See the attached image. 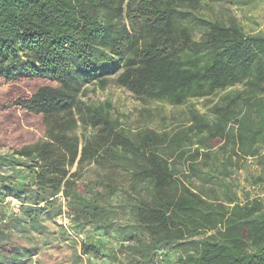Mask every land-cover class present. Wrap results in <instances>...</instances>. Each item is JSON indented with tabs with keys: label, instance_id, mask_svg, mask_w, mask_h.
I'll return each mask as SVG.
<instances>
[{
	"label": "trees",
	"instance_id": "1",
	"mask_svg": "<svg viewBox=\"0 0 264 264\" xmlns=\"http://www.w3.org/2000/svg\"><path fill=\"white\" fill-rule=\"evenodd\" d=\"M224 1L0 0V264H31L38 248L15 234L46 235L64 215L56 240L81 244L75 264H156L160 252L162 264H264V200L238 202L228 182L235 158L264 160V34L200 14ZM112 82L171 106L242 89L172 134L133 132L111 102L81 98ZM94 163L129 188L85 191L80 168Z\"/></svg>",
	"mask_w": 264,
	"mask_h": 264
},
{
	"label": "rangeland",
	"instance_id": "2",
	"mask_svg": "<svg viewBox=\"0 0 264 264\" xmlns=\"http://www.w3.org/2000/svg\"><path fill=\"white\" fill-rule=\"evenodd\" d=\"M200 14L206 16L211 20H220L227 24L234 22L238 23L247 34H264V0H226L224 2H218L216 4H206L200 10ZM242 89L241 86L236 88L220 91L209 98L190 99L185 105L171 106L163 102H146L139 100L131 91L127 88H120L113 82L108 86L106 90L101 89L96 84L88 86L87 91L81 96V98L89 105L103 104L111 102V113L114 118H117L122 123V127L129 131L138 132L143 128H151L155 131L173 133L179 127H188L192 118L193 112H199L200 114L210 113L213 109L220 104L222 97L226 94L234 93L237 90ZM94 131L85 128L81 125L77 129L78 135L81 137L84 133H92ZM39 133V131H38ZM40 136H43L40 133ZM194 149V148H193ZM192 149V150H193ZM217 151L216 156L220 159V162H226L223 156L231 155L232 149L228 148L226 153L223 150ZM1 153H9L8 149L1 150ZM235 158V157H234ZM182 169L184 165L182 164ZM208 168V167H207ZM79 167L75 166L72 172H77ZM232 170V177L228 179L231 191V195L238 199V202L245 203L246 201L254 200L255 198H262L264 200V184L258 183L256 178L264 175V160L260 159H241L235 158ZM79 178L81 179L82 187L85 191L90 188H95V191H104L105 187L102 183L112 181L117 183L120 189H127L130 186L128 177L120 170H105L94 164H87L80 168ZM202 186L198 180H193V189H197ZM207 189L210 197L215 198L220 194L217 187L209 185ZM124 193L119 194L117 200L113 203L120 204L121 199L125 198ZM225 196H223V199ZM11 202L8 206L15 209L16 199L9 198L7 200ZM62 203L66 204L64 199ZM7 207V206H6ZM9 208V209H10ZM120 221L125 223V217L120 216ZM70 218L67 215L57 219L56 223L48 222L50 231L46 235H38L32 233L28 237H21L20 234H15V239H20L22 243L28 245L30 248H38L39 254L34 256L31 264H75L76 251L80 253L81 244L79 243L75 247L72 243L64 242L60 244L56 240V232L59 231L60 225L69 224ZM91 233L90 230L87 231ZM74 233V232H73ZM92 234V233H91ZM89 235V234H86ZM84 234L83 237L86 236ZM72 236L80 242L84 238L82 236ZM93 236V235H91ZM95 241L100 239V236H95ZM104 240V239H103ZM105 241V240H104ZM109 245H115L117 241L114 239H108ZM174 258L176 257L173 254ZM36 258V259H35ZM78 264H105L103 259H92L82 257V260Z\"/></svg>",
	"mask_w": 264,
	"mask_h": 264
},
{
	"label": "built area",
	"instance_id": "3",
	"mask_svg": "<svg viewBox=\"0 0 264 264\" xmlns=\"http://www.w3.org/2000/svg\"><path fill=\"white\" fill-rule=\"evenodd\" d=\"M15 203H16V206H18V202L15 201ZM162 262H163V256H162V252H160V254L158 255V259L156 261V264H162Z\"/></svg>",
	"mask_w": 264,
	"mask_h": 264
}]
</instances>
